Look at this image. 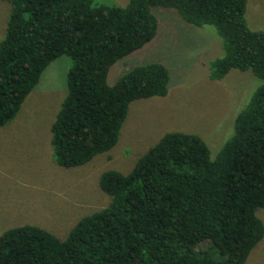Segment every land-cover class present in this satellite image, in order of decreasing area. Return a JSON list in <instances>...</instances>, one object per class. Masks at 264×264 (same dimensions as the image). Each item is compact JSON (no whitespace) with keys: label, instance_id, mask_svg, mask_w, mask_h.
<instances>
[{"label":"trees","instance_id":"obj_1","mask_svg":"<svg viewBox=\"0 0 264 264\" xmlns=\"http://www.w3.org/2000/svg\"><path fill=\"white\" fill-rule=\"evenodd\" d=\"M0 39V126L12 121L46 67L72 59L67 90L50 127L54 159L72 167L112 149L130 103L168 94L160 61L136 64L114 83L111 66L159 29L154 6L188 23L212 24L224 54L211 79L232 68L262 79L237 114L232 135L212 156L204 138L172 130L128 172L99 178L109 204L83 215L64 239L35 224L0 234V264H243L264 236V29L250 27L248 0H8Z\"/></svg>","mask_w":264,"mask_h":264},{"label":"rangeland","instance_id":"obj_2","mask_svg":"<svg viewBox=\"0 0 264 264\" xmlns=\"http://www.w3.org/2000/svg\"><path fill=\"white\" fill-rule=\"evenodd\" d=\"M129 0H94L95 4L126 5ZM11 2L0 0V39ZM159 29L144 47L117 60L108 82L130 67L160 61L169 67L168 94L138 98L129 105L119 139L91 161L66 167L56 162L50 127L67 90L72 59L59 55L43 71L17 116L0 126V234L21 224H35L64 239L85 214L107 206L111 196L99 178L109 168L128 172L137 158L167 131L192 132L206 140L212 156L232 135L239 111L262 83L251 69L232 68L211 79L223 40L212 24L197 26L173 8L154 6ZM246 17L253 29H264V0H248ZM264 223V207L257 209ZM243 264H264V236Z\"/></svg>","mask_w":264,"mask_h":264}]
</instances>
